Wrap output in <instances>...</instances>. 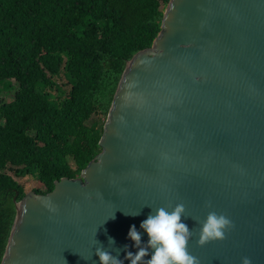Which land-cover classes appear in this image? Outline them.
I'll return each mask as SVG.
<instances>
[{
  "label": "water",
  "instance_id": "water-1",
  "mask_svg": "<svg viewBox=\"0 0 264 264\" xmlns=\"http://www.w3.org/2000/svg\"><path fill=\"white\" fill-rule=\"evenodd\" d=\"M160 29L120 77L101 152L16 203L1 264H100L101 247L130 264L131 226L147 247L141 222L179 204L199 264H264V0H170ZM212 212L232 226L200 245Z\"/></svg>",
  "mask_w": 264,
  "mask_h": 264
},
{
  "label": "trees",
  "instance_id": "trees-1",
  "mask_svg": "<svg viewBox=\"0 0 264 264\" xmlns=\"http://www.w3.org/2000/svg\"><path fill=\"white\" fill-rule=\"evenodd\" d=\"M170 0H0V264L29 192L101 152L120 77L152 46Z\"/></svg>",
  "mask_w": 264,
  "mask_h": 264
},
{
  "label": "clouds",
  "instance_id": "clouds-1",
  "mask_svg": "<svg viewBox=\"0 0 264 264\" xmlns=\"http://www.w3.org/2000/svg\"><path fill=\"white\" fill-rule=\"evenodd\" d=\"M184 213V205L179 204L171 212L159 208L155 215H149L143 220L140 227L149 237L147 247H141V233L132 225L128 236L134 241L133 247H136L137 251H127L126 258L130 264H199L197 258L188 251L192 231L182 222ZM231 226L232 222L226 216L210 213L200 229L199 244L205 245L209 241L225 239L226 230ZM110 243H115V239L110 238ZM149 254L150 259L145 261L144 258ZM96 255L100 264H122L118 256L105 251L103 247L96 249ZM82 259L87 261V258ZM245 264H250V261L245 259Z\"/></svg>",
  "mask_w": 264,
  "mask_h": 264
},
{
  "label": "rangeland",
  "instance_id": "rangeland-1",
  "mask_svg": "<svg viewBox=\"0 0 264 264\" xmlns=\"http://www.w3.org/2000/svg\"><path fill=\"white\" fill-rule=\"evenodd\" d=\"M0 94L1 95H3L6 99H10L11 97H12V92H0ZM34 182H32V181H27L26 182V189L28 190V191H30V190H32L31 188L34 186Z\"/></svg>",
  "mask_w": 264,
  "mask_h": 264
}]
</instances>
